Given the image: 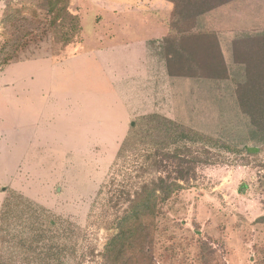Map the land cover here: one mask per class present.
I'll list each match as a JSON object with an SVG mask.
<instances>
[{"label":"rangeland","instance_id":"374dc122","mask_svg":"<svg viewBox=\"0 0 264 264\" xmlns=\"http://www.w3.org/2000/svg\"><path fill=\"white\" fill-rule=\"evenodd\" d=\"M51 3L0 0L1 57L18 63L7 73L16 87L0 90L1 262L105 264L126 185L115 161L134 122L158 114L239 148L251 129L235 101L238 81L173 84L166 72L156 92L149 72L140 83V61L152 58L141 45L137 0H69L80 20L75 38L69 20L51 26ZM263 12L264 0H234L200 17L195 30L220 34L239 18L264 28L253 22ZM140 88L141 99L131 90ZM214 153L215 164L199 167L161 205L152 264H264V153Z\"/></svg>","mask_w":264,"mask_h":264},{"label":"trees","instance_id":"16d2710c","mask_svg":"<svg viewBox=\"0 0 264 264\" xmlns=\"http://www.w3.org/2000/svg\"><path fill=\"white\" fill-rule=\"evenodd\" d=\"M166 1L174 7L170 31L164 41L169 74L199 80L238 81L235 101L249 122L248 144L242 148L221 144L218 139L158 114L134 122L115 161L126 185L120 192L118 202H122L119 208L122 212L116 218L117 232L106 246L105 264H152L148 245L155 240L161 205L185 190L199 167L215 164V151L236 155L264 153V32L245 34L232 42L230 50L233 63L242 74L239 76L240 73L231 71L233 65L227 62L219 35L195 30L200 17L234 0ZM68 2L52 0L51 26L59 27L60 19L69 20L75 38L80 33V20L69 12ZM4 49L0 51V68L15 60L14 55L2 58ZM1 221L0 215V225ZM257 222L264 224V216ZM0 264H3L1 256Z\"/></svg>","mask_w":264,"mask_h":264},{"label":"crops","instance_id":"0c3cea01","mask_svg":"<svg viewBox=\"0 0 264 264\" xmlns=\"http://www.w3.org/2000/svg\"><path fill=\"white\" fill-rule=\"evenodd\" d=\"M150 6H152L153 8H149ZM171 9H170V7ZM135 9L141 10V26L143 28V35H144V40H142V44L143 48H145L147 50V55H149V52L151 53V60L149 62V64H145V60L146 59H141L140 63L143 62V65L141 66L143 71L141 72V75L143 77H141V84H143L144 86H146L147 84V76L149 74V72H152L153 74L156 75L155 79H157L156 85H157V91L162 90L161 89V84L159 82V77H163L166 78V72L168 74V80L171 83H175V82H180V80H194L193 78H185L182 79L181 77H173L169 74V71L167 69L166 66V61L165 58L163 56V52L165 50V46H164V41L165 38L168 36L169 31H170V21H171V17H172V12H173V4H171L170 2L166 1V0H137L136 3V7H133ZM117 10V14L118 13V9ZM163 14H168L169 19L167 22L166 17L167 16H163ZM223 14H228L230 15V10L229 11H223ZM259 14V13H258ZM238 16H240V13L238 14ZM165 17V18H164ZM256 19H253L254 23H264V12L261 13L259 16L255 17ZM245 20V18H244ZM243 20H241V18H239L238 23H237V28L236 29H232L229 31H221L219 35L220 39H224L223 37H227V42H223V47L226 48L227 50H229V55H230V59L231 61H233L232 59V52L230 50V46L232 44V42L237 38L240 37L242 35L245 34H255V33H262L264 32V28H245L242 24H243ZM258 24V25H259ZM168 27V29L166 30V28ZM226 40V39H225ZM131 44H132V40H131ZM128 45V44H127ZM133 47L130 46H126L125 51L127 53H131L132 52ZM81 53L82 50L80 49ZM129 53V54H130ZM128 57V55H127ZM133 59V58H132ZM227 59V56H226ZM49 60V59H48ZM51 60V59H50ZM36 61V60H33ZM32 62V61H31ZM52 64H54V62L51 60ZM227 62L231 63L228 59ZM64 63V61L62 62ZM15 64L18 63H12L9 64L7 66H4L2 68H0V90L4 91L6 93H8L9 91H13V89L16 87L17 82H15V80H11L7 77V73L11 72V68H13ZM131 65H134L133 62L132 64L130 63V65H128V71H129V67ZM230 65V64H229ZM132 68L134 66H131ZM139 68V69H141ZM160 69H161V74H160ZM6 75V76H5ZM196 80V79H195ZM206 82L209 80H205ZM133 83H135L133 81ZM159 85V86H158ZM159 87V90H158ZM167 89V88H165ZM164 89V90H165ZM132 95L134 93L136 98L141 99L142 96L145 97V92L146 89H139L138 91H134L133 89H131ZM149 94V93H148ZM7 95V94H5ZM143 97V98H144Z\"/></svg>","mask_w":264,"mask_h":264}]
</instances>
